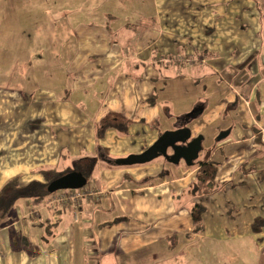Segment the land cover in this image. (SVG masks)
Instances as JSON below:
<instances>
[{"label": "crops", "instance_id": "0c3cea01", "mask_svg": "<svg viewBox=\"0 0 264 264\" xmlns=\"http://www.w3.org/2000/svg\"><path fill=\"white\" fill-rule=\"evenodd\" d=\"M151 1L159 22L142 14L152 20L130 48L105 23L76 26L79 50L68 65L69 84L57 61L49 68L42 53L20 56L15 47L6 49L8 60L0 63V189L14 178L45 181L41 170H63L70 166L65 161L95 158L97 171L95 195L81 204H49L58 192L42 203L20 200L0 224V264H153L200 237L205 219L202 231L193 233L190 213L199 202L189 192L195 167L155 159L118 166L106 156L110 149L140 152L161 132L182 125L193 136L204 135L202 159L217 164L216 182L224 184L210 195L221 201L213 227L251 231L256 217L264 216L258 173L264 169V0ZM107 16L118 21L112 11ZM179 39L185 42L177 47ZM154 48L167 56L176 52L182 61L160 58ZM109 113H117L122 126L99 134ZM227 129L228 136L218 139ZM243 172L253 175V188L240 180ZM147 177L150 183H139ZM236 185L248 194L235 197ZM211 203H203L206 213ZM230 212L232 222L219 218ZM252 235L264 244V227Z\"/></svg>", "mask_w": 264, "mask_h": 264}, {"label": "rangeland", "instance_id": "374dc122", "mask_svg": "<svg viewBox=\"0 0 264 264\" xmlns=\"http://www.w3.org/2000/svg\"><path fill=\"white\" fill-rule=\"evenodd\" d=\"M111 1H113L112 4H115V0H0V63L7 62L8 60L7 48L14 49L13 47H15L17 49L16 54L20 56L27 52L34 53L37 51L48 58L49 68L50 66H55V62L57 61L58 73L63 70L65 84H69L72 81V76L68 65L79 50L75 31L76 26L88 24L90 20L105 23L112 29L115 40L125 47L130 48L132 43L136 41L135 37L152 20V18L150 20L148 19L149 16H154V24L159 22L155 8L151 5V0H121V4L115 7L110 4ZM142 2L145 4V7L141 5ZM109 11L114 13L118 21H109L107 16ZM142 14L148 15V17L144 19V17L142 18ZM125 22H131L133 26L125 28L123 27ZM206 28L205 31L210 32L213 29V25H206ZM118 29H120L119 34H117ZM125 37H127L126 40ZM182 41L179 39L175 42V46L179 47ZM1 48H4L5 51H2ZM154 50L160 55V58L163 55L167 56L165 55V51L160 50V48H154ZM178 51L180 53L179 49ZM167 57L173 58L176 61L180 60V62L183 58V56H180L176 52ZM34 58H36L35 55L32 58L33 61ZM159 67L162 68V66ZM68 73L70 75H67ZM74 92L75 95L79 93L77 91ZM81 92L86 94L83 90ZM127 149L119 152H113L110 149L107 150L106 156L111 160L125 157L129 153L139 152L138 150H132L126 153ZM203 150H205V147ZM203 150L198 159H202ZM155 160L170 163L163 156ZM63 163L70 164L66 168H72L73 170L80 168L77 162L65 161ZM180 165L186 166L185 161L181 160ZM96 171L89 176L85 187L92 188ZM239 176L240 180L247 181L249 188H253L251 181L254 177L252 174H244L243 172ZM238 179V177H235V182ZM218 184V190H221L224 184ZM60 191L62 190L56 192ZM189 192L190 194L192 193L191 187ZM223 192L226 194L223 196H227L229 193L228 190ZM247 192V188H244L243 185L235 186V197L246 196L248 194ZM210 195L195 196L192 194L191 196V198L195 196L196 200L202 203H209L212 199L215 200V203L213 205L211 203L209 211L204 215L205 221H203L206 224L205 232L188 245L182 246L176 251H173L171 248L170 252H172L168 257H164L165 254H161L160 262L153 264H264V244L252 235V230H244L245 227L241 228V226L235 225V232L229 231L221 233L213 227L219 222L216 220L217 212L215 208H218L217 205H220L221 201L219 197H212ZM247 200L246 198L245 202ZM226 206L233 208V203H227ZM212 207L214 208L212 209ZM236 209L235 203L234 210ZM254 211L257 210L252 207L251 212ZM231 212L233 211L231 210ZM231 212L228 214L226 212V216L224 213H220L219 218L230 223L233 221L232 218L235 217ZM1 222L2 220H0V224ZM162 248L165 247L161 245L156 249L162 250ZM144 256L150 258L151 251L145 252ZM122 264H130V262ZM137 264L141 263L138 262Z\"/></svg>", "mask_w": 264, "mask_h": 264}, {"label": "trees", "instance_id": "16d2710c", "mask_svg": "<svg viewBox=\"0 0 264 264\" xmlns=\"http://www.w3.org/2000/svg\"><path fill=\"white\" fill-rule=\"evenodd\" d=\"M194 113V112H193ZM192 113V114H193ZM119 116L117 113L107 114L99 123L98 132L103 133L108 128L117 127L120 128ZM162 132L160 133V135ZM149 145L143 147L142 150ZM208 152V151H207ZM87 159V162H79V171L83 172L87 178L92 175L96 170L95 158H83ZM171 164V163H169ZM195 167V180L191 185V191L195 196H205L213 194L217 191L218 186L216 182V176L218 172L217 164L208 160V158L197 159L193 166ZM73 170L72 168H64L59 170L56 168L42 169L41 173L45 178V181L33 180L27 184H21L18 178H14L6 182L0 189V220L4 219L9 213L12 212L16 204L22 199H32L36 203L45 202L46 197L51 193L48 191V184L53 179ZM260 182L264 181V169L258 171ZM128 178V176H125ZM151 178L147 177L139 181L140 184L150 183ZM193 233H200L202 231L203 219L206 213V207L203 203L195 202L190 209ZM126 217L117 218L112 221L105 222L103 225H109L120 220H125ZM264 227V216H258L252 224V232L260 234ZM51 234V233H49ZM172 239L176 236H172Z\"/></svg>", "mask_w": 264, "mask_h": 264}, {"label": "water", "instance_id": "95a60500", "mask_svg": "<svg viewBox=\"0 0 264 264\" xmlns=\"http://www.w3.org/2000/svg\"><path fill=\"white\" fill-rule=\"evenodd\" d=\"M230 129L222 131L218 139L228 136ZM204 135H192L191 128L186 125L165 130L154 142L140 152L131 153L125 157L109 160L118 166L143 164L163 156L168 162L179 164L184 160L187 166H193L203 150ZM169 150H172L170 153ZM87 176L79 170H71L48 184L50 193L65 189H80L86 186Z\"/></svg>", "mask_w": 264, "mask_h": 264}, {"label": "built area", "instance_id": "2783aa9c", "mask_svg": "<svg viewBox=\"0 0 264 264\" xmlns=\"http://www.w3.org/2000/svg\"><path fill=\"white\" fill-rule=\"evenodd\" d=\"M56 193V192H55ZM95 195V191L92 188L83 187L80 189H65L58 194L53 195L49 199V204H54L56 202H62L63 204H67L68 202H75L81 204L83 199L88 196ZM80 213L79 210H75V214L78 215Z\"/></svg>", "mask_w": 264, "mask_h": 264}, {"label": "flooded vegetation", "instance_id": "af4514ba", "mask_svg": "<svg viewBox=\"0 0 264 264\" xmlns=\"http://www.w3.org/2000/svg\"><path fill=\"white\" fill-rule=\"evenodd\" d=\"M169 152L171 153V152H172V150H169Z\"/></svg>", "mask_w": 264, "mask_h": 264}]
</instances>
